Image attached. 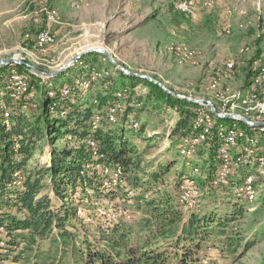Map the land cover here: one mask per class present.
Here are the masks:
<instances>
[{
	"label": "trees",
	"instance_id": "trees-1",
	"mask_svg": "<svg viewBox=\"0 0 264 264\" xmlns=\"http://www.w3.org/2000/svg\"><path fill=\"white\" fill-rule=\"evenodd\" d=\"M14 69L24 74L28 72L21 64H15ZM9 72L0 81V91L7 89ZM32 75L30 72V89L36 86ZM85 75L81 72L79 79H88ZM130 77V83L107 81L104 91L88 97L87 107L79 110L71 108L70 96L62 93L64 87L73 86L72 81H68L69 86H61L52 80L53 95L46 91L38 114L32 118L25 115L21 108V104L27 103L24 95L18 109L10 114L9 127L0 122V264L7 261L20 264H221L213 259L209 249L215 251L216 257L236 261L242 257L238 254L242 255L244 250L264 239V228L256 229L251 235L241 229L240 220L248 208L240 198L234 202L221 200V204L199 211L190 208V196L187 200L180 199L182 186L189 188L186 184L201 193V201L214 199L217 191L222 192L224 199L232 193L244 192L248 185L246 179L241 182L233 176L228 177L226 184L216 183L222 164L219 147L223 141L218 125L238 127L240 120L227 122L230 118L210 113L214 122L202 141L206 151L203 162H195L191 173L184 162L180 168L174 166L176 199L163 174L179 159L167 160L150 170L148 164L147 167L142 165L147 146L140 150L135 144L137 138L147 143L150 140L147 138L150 136L142 135L144 128L139 133L128 134L122 126L112 128L109 123L116 122L120 116L119 122L125 124L129 117L138 115L140 102L134 100L133 90L145 83L150 91L157 92L162 106L175 109L178 115L168 128L171 145L182 141L181 144L197 147L200 144L192 141L203 131V125L196 122L201 107L192 100L165 92L153 81L134 74ZM136 78L146 81L135 82ZM113 88L120 89L118 96L112 92ZM149 95L151 97V92ZM76 96L79 97L75 94L72 101ZM139 96L138 101L142 97ZM150 97L153 103L155 99ZM51 103L56 105V114L49 112ZM115 103H124V106L119 110L116 107L114 120H110L107 112ZM1 117L0 109V121ZM133 120L130 127L137 123ZM245 133L255 144L237 137L233 158L241 156L246 145H251L256 152L261 144L260 137L249 131ZM64 134L75 145H56L55 139ZM43 139L49 140L51 146L49 162L37 160L30 164L29 160L38 150L37 143ZM256 153L259 155L258 151ZM238 164L243 168V161ZM196 165L204 169L197 178L193 172L198 168ZM115 174L117 179L108 178ZM108 180L110 186L106 188L104 183ZM104 199L113 202V216L97 212ZM127 208L138 211L140 216L131 222L124 220L118 213ZM263 209V206L255 209L254 216ZM80 210L84 211V217L79 215ZM44 241L46 247L41 244Z\"/></svg>",
	"mask_w": 264,
	"mask_h": 264
},
{
	"label": "rangeland",
	"instance_id": "rangeland-1",
	"mask_svg": "<svg viewBox=\"0 0 264 264\" xmlns=\"http://www.w3.org/2000/svg\"><path fill=\"white\" fill-rule=\"evenodd\" d=\"M196 2V15L189 18L174 9L173 0H0V81L7 77L5 74L14 68L15 64L27 68L29 73H25V76L28 79L29 65L43 72H55L77 54L94 48L105 51L107 55L86 51L57 76L48 77L33 73L36 86L31 89V95L26 96L27 103L21 104L25 115L32 118L39 113L40 100L46 91L48 92L45 87H48L50 81L69 86L68 81L71 80L73 86L64 87L62 90H69L65 96H70L71 108L79 110L87 107L85 101L88 97L91 98L95 92H101L107 87V81L130 83L131 77L128 73L131 72L150 77L153 82L163 86L160 87L165 92L173 93L172 95L204 100L196 102L201 107V116L204 119L209 117L210 112L213 113L214 108L218 115L234 114L251 121L252 124L240 121L236 127L238 130L242 127L243 131L260 137L261 144L257 149L259 155L250 147V152L243 160V168L240 164L235 165L234 160L231 161L232 173L229 176H234L241 182L250 178V183L255 180L251 188L247 186L243 193H232L225 199L221 196L222 192L217 191L214 199L201 201V193L193 190L191 184L185 185L189 187L186 190L189 191L190 208L198 211L211 205L217 206L221 204V200L234 202L240 198V202L245 203L248 208V212L240 220L243 224L241 229L251 235L256 229L264 228V209L256 216L253 214L258 207H264V114L253 109L257 104H264V0ZM234 6L237 7L235 12L232 11ZM45 7L56 8L59 13V21L51 24V27L58 31V38L50 48H40L33 40H23L26 32L37 29L31 20L34 14H39L42 24L45 22L44 13L41 11ZM19 9H24L25 12L21 13ZM187 52L192 54L187 56ZM7 58L13 59L14 62H6ZM228 61L234 62L233 73L220 77L218 70ZM81 72L88 77L83 84L79 79ZM134 81L146 80L136 78ZM70 88L75 92H71ZM119 90L113 88L112 92L117 95ZM156 93L150 91L145 83L135 87L134 100L140 102L138 115L135 118L133 115L129 117L125 124L119 122L118 116V120L109 125L112 128L122 126L128 134L139 133L141 128H144L141 133L145 137L150 136L147 137L150 140L147 143L142 138H137L135 144L140 150L147 146L143 153L142 165L148 164L150 170L167 160L179 159L169 172L163 174L169 181V190L178 199V191L173 185L176 181L174 166L180 168L184 162L188 173H191L195 162H203L206 151L202 146L203 139L192 141L200 144L197 147L181 144L182 141L171 145L168 128L175 123L178 115L175 109L167 105L162 106V101ZM75 94L79 97L76 96V100L72 101ZM139 95L142 96L140 101ZM149 97L155 101L152 103ZM4 104L7 107L14 105L10 108L11 113L18 109L20 103ZM123 104L115 103L114 108L123 109ZM50 106L51 104L49 108ZM201 116L199 115L198 119ZM132 118L137 122L134 127H130ZM232 121L233 119H229L227 122ZM205 122L206 126L213 124L211 119ZM205 134L208 132L204 130ZM48 141L43 139L37 143L38 150L29 160L30 164L37 160L41 163L49 162L51 146ZM55 143L59 146L74 144L65 134L55 139ZM233 146L231 154L235 149ZM196 166L198 168L195 171L193 169V172L197 178L204 173V169L200 165ZM108 178L114 180L117 176ZM109 186L108 180L104 187ZM102 201L103 205H99L97 209L99 215L113 216V202L106 199ZM184 210L187 212L189 209ZM118 214L129 222L140 216V213L132 208L122 210ZM79 215L84 217V211L80 210ZM41 244L47 246L46 241ZM208 251L213 259L221 264H262L264 239L244 250L242 255L238 254L237 256L242 257L236 261L216 257L218 255L212 249ZM5 264L20 263L7 261Z\"/></svg>",
	"mask_w": 264,
	"mask_h": 264
},
{
	"label": "built area",
	"instance_id": "built-area-1",
	"mask_svg": "<svg viewBox=\"0 0 264 264\" xmlns=\"http://www.w3.org/2000/svg\"><path fill=\"white\" fill-rule=\"evenodd\" d=\"M173 7L174 9L182 14L185 17H194L196 15V10H197V2L196 0H173ZM41 11L44 13V19H45V24H42L40 21L42 18L39 16L38 13L34 14L33 17L31 18L33 24L37 27L35 31H29L26 32L23 35V40H33L34 44H36L38 47L43 48V47H52L56 41H57V34L54 32L51 28V24L57 23L59 21V13L56 8L53 7H45ZM232 11L235 12L237 11V7L234 6L232 8ZM19 12L24 13L25 10L19 9ZM229 32V30H228ZM187 56L191 55L192 52H187ZM233 68H234V62L233 61H228L224 64L222 68H219L218 72L220 77H227L230 76L233 73ZM106 74V73H105ZM89 82V81H88ZM86 83V80H82V84ZM48 95L52 96L53 95V82L48 83ZM211 87V86H210ZM69 90H63V94H67ZM31 95V89L29 88V81L27 77L25 76L24 73L17 72L14 68H12L9 72L8 75V84H7V89L5 91H0V104H2V107L0 109L2 110V117H1V123L6 126V128L9 127V117H10V108L7 107L4 103V99H9L12 100L13 102L20 103L22 100L23 96ZM11 101V102H12ZM55 103H51V106L49 108V112L52 114H56L57 110L55 108ZM253 109H256L260 114H264V104L260 105L257 104L253 107ZM211 113V112H210ZM210 113L208 114L209 117L204 119L201 113V111L198 112V116L200 115L201 117L198 119V116L196 118V122L198 124L203 125V131L199 135L198 138H195L196 140L198 139H203L205 138L204 135V130L205 132H208V129L210 126H206L207 122L205 121H210L213 120ZM224 114H219L220 117H222ZM107 117L110 120H114L115 117V108L111 107L108 112H107ZM198 119V121H197ZM214 122V120H213ZM218 132L219 135L222 137V143L219 147V155L220 158L222 159V164L219 169V174L216 183H221V184H226L228 181V177L230 176L231 172V166L233 161L235 165H237L240 161H243L246 157L248 152H250V146L246 145L244 147V153L241 156H238L237 158H233L231 154V146L235 145L237 137H242L244 138L249 144H253L254 141L252 138H250L245 131L242 129H237L236 126H226L224 124H219L218 125ZM200 141V140H199ZM92 144V142H90ZM252 151V149H251ZM105 172H108V169H105ZM116 176V174H115ZM250 179H248V187L251 188L250 186ZM189 198V191L184 189V186H182V192L180 194V199L181 200H187Z\"/></svg>",
	"mask_w": 264,
	"mask_h": 264
},
{
	"label": "water",
	"instance_id": "water-1",
	"mask_svg": "<svg viewBox=\"0 0 264 264\" xmlns=\"http://www.w3.org/2000/svg\"><path fill=\"white\" fill-rule=\"evenodd\" d=\"M86 51L102 52L104 55H107V53H106L105 51L100 50V49H94V48H92V49H90V50H86ZM86 51H84V52H82V53L77 54L76 56H74L72 59H70V60L64 65L63 68H61V69L58 70V71H55V72H43V71L39 70L38 68H36V67H34V66H32V65H31V66L29 65V70H30L31 73H34V74H42V75H45V76H48V77H54V76H57V75H58L59 73H61L62 71H64L65 69H67V68L69 67V65H70L74 60H76L78 57H80V56H81L83 53H85ZM6 62H14V60L11 59V58H7V59H6ZM15 63H17V62L15 61ZM119 69L123 70V69L120 68V67H119ZM125 72H127V71L125 70ZM128 74H134V73L129 72ZM134 75H137V76H139V77H141V78H145V79H147V80H149V81H152V79H151L150 77L146 76V75H138V74H134ZM154 82H155V81H154ZM155 83H157V82H155ZM157 84H158L159 86H161L159 83H157ZM161 87L163 88V86H161ZM168 92H170V91H168ZM170 93H171V92H170ZM172 94H173V93H172ZM174 95H175V96H178V97H182V98H187V99L192 100V101H194V102L204 101V100H194V99H191V98H188V97H185V96H181V95H177V94H174ZM209 104H210V103H209ZM212 110H213V114L219 116V115L217 114V112H215V109H214V108H212ZM222 117L230 118V119L240 120V121H242V122H244V123H246V124H252L251 121H248L247 119H245V118H243L242 116H239V115H234V114H224V115H222Z\"/></svg>",
	"mask_w": 264,
	"mask_h": 264
},
{
	"label": "crops",
	"instance_id": "crops-1",
	"mask_svg": "<svg viewBox=\"0 0 264 264\" xmlns=\"http://www.w3.org/2000/svg\"><path fill=\"white\" fill-rule=\"evenodd\" d=\"M51 28H52V30H53L54 32H56V34H58V31L54 29L55 27L52 26ZM60 28L62 29V27H60ZM60 28H59V30H60ZM57 36H58V35H57Z\"/></svg>",
	"mask_w": 264,
	"mask_h": 264
}]
</instances>
